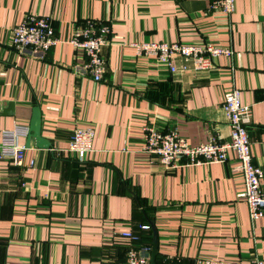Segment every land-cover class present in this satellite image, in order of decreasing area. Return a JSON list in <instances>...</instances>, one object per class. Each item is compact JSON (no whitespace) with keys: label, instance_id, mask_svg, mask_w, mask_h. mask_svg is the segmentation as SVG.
<instances>
[{"label":"crops","instance_id":"1","mask_svg":"<svg viewBox=\"0 0 264 264\" xmlns=\"http://www.w3.org/2000/svg\"><path fill=\"white\" fill-rule=\"evenodd\" d=\"M210 2L0 0V113L12 103L0 130L29 127L37 106L50 142L39 148L21 137L22 163L0 161V264H125L129 249L152 250L153 229L155 264L264 263V216L252 219L238 195L232 151L224 162L167 165L142 150L147 126L175 129L190 145L227 141L223 95L237 88L252 108L253 163L264 168V0H235L229 18ZM30 15L47 17L59 39L43 57L10 42V29ZM89 20L110 27L99 81L80 69L83 53L68 42ZM151 40L212 42L232 54L210 70L189 62L170 72L130 44ZM86 126L92 148L79 160L64 149Z\"/></svg>","mask_w":264,"mask_h":264},{"label":"built area","instance_id":"2","mask_svg":"<svg viewBox=\"0 0 264 264\" xmlns=\"http://www.w3.org/2000/svg\"><path fill=\"white\" fill-rule=\"evenodd\" d=\"M210 9L217 11L223 17L229 18L235 9V0H211ZM108 24L89 20L86 24L74 31L68 42L83 53L85 61L80 67L89 73L93 80L102 79L106 71V61L102 55V48L108 44ZM59 39L47 17L30 15L10 29V42L21 53L28 52L43 57L48 49L55 45ZM136 49L137 55L152 59L157 65L168 68L170 72L185 69L192 63L195 70H210L213 68L215 58L230 56L229 47L216 43H180L143 41L130 43ZM176 57L183 59L180 66L176 64ZM222 108L224 109L228 127L229 139L218 141L211 138L208 142L190 145L175 129L158 130L153 126L144 127L142 150L148 154L156 155L163 163L171 165L180 159L188 163L224 162L228 152L232 151L239 164L242 174V191L238 194L247 204L249 216L252 219L264 216V191L261 180L264 178V168L253 163L248 126L252 122L251 105L241 101V92L237 88L227 90L223 95ZM29 134L27 125L16 124L11 129L0 130V161L11 160L14 164L22 163L25 146L19 143V138ZM94 130L90 126L76 127L64 149L82 160L91 151ZM147 229L148 225H141ZM122 236L136 239L131 232H123ZM149 246L139 249L131 248L127 252L125 264H149ZM203 264H231L227 261L207 259ZM95 264H111L100 262ZM256 264H264L256 261Z\"/></svg>","mask_w":264,"mask_h":264},{"label":"water","instance_id":"3","mask_svg":"<svg viewBox=\"0 0 264 264\" xmlns=\"http://www.w3.org/2000/svg\"><path fill=\"white\" fill-rule=\"evenodd\" d=\"M12 113V103L1 111L0 114H11ZM33 138L35 140L36 146L39 148H49L50 142L47 141L43 136H41V112L39 107L35 106L32 109L31 119L29 121V134L27 135V143ZM157 253V239L156 232L153 229V242L152 250L150 253V264H155V256Z\"/></svg>","mask_w":264,"mask_h":264},{"label":"trees","instance_id":"4","mask_svg":"<svg viewBox=\"0 0 264 264\" xmlns=\"http://www.w3.org/2000/svg\"><path fill=\"white\" fill-rule=\"evenodd\" d=\"M147 225V224H146ZM142 230H148V231H150V226L148 225V228L147 229H143L142 228Z\"/></svg>","mask_w":264,"mask_h":264}]
</instances>
